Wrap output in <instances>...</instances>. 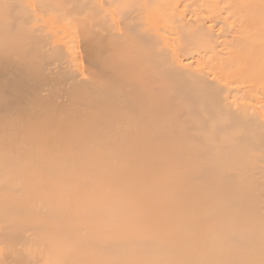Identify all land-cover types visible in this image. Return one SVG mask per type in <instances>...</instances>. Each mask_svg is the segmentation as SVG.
<instances>
[{
    "label": "bare ground",
    "instance_id": "obj_1",
    "mask_svg": "<svg viewBox=\"0 0 264 264\" xmlns=\"http://www.w3.org/2000/svg\"><path fill=\"white\" fill-rule=\"evenodd\" d=\"M0 264H264V0H0Z\"/></svg>",
    "mask_w": 264,
    "mask_h": 264
}]
</instances>
